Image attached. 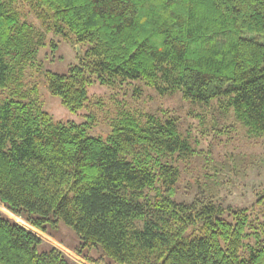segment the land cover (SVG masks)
Listing matches in <instances>:
<instances>
[{
  "label": "trees",
  "instance_id": "1",
  "mask_svg": "<svg viewBox=\"0 0 264 264\" xmlns=\"http://www.w3.org/2000/svg\"><path fill=\"white\" fill-rule=\"evenodd\" d=\"M24 2L44 33L18 0H0V204L50 237L49 227H70L73 251L91 264H264V192L253 210L201 192L177 200L178 164L193 150L176 119L122 110L105 138L89 137L92 116L54 122L26 82L50 33L85 47L65 74L44 72L73 114L95 82L140 80L162 96L222 101L249 138H262L264 0ZM5 213L0 264H74Z\"/></svg>",
  "mask_w": 264,
  "mask_h": 264
},
{
  "label": "rangeland",
  "instance_id": "2",
  "mask_svg": "<svg viewBox=\"0 0 264 264\" xmlns=\"http://www.w3.org/2000/svg\"><path fill=\"white\" fill-rule=\"evenodd\" d=\"M18 3L26 20L44 33L41 22L33 16L24 0H18ZM84 50L85 47L65 41L61 36L45 33L44 46L37 56L39 69H32L27 74L28 86L37 85L42 109L54 122L84 124L92 116L87 136L105 138L111 130L110 120L122 110L135 115L174 118L180 136L189 142L193 150L191 160L178 164L181 179L177 186V200H191L201 192L205 196H213L215 201L225 206L253 210L257 197L264 192V136L249 138L232 110L225 111L222 101L193 103L185 100L181 93L162 96L140 80L113 87L95 82L89 87L86 107L73 114L62 106L58 98L49 94L44 72L65 74L70 66L79 63L78 58ZM6 212L10 218L41 236L49 246L62 252L72 263L91 264L73 251L80 240L70 227L63 223L57 229L49 227L50 237ZM87 255L97 256L94 252Z\"/></svg>",
  "mask_w": 264,
  "mask_h": 264
},
{
  "label": "bare ground",
  "instance_id": "3",
  "mask_svg": "<svg viewBox=\"0 0 264 264\" xmlns=\"http://www.w3.org/2000/svg\"><path fill=\"white\" fill-rule=\"evenodd\" d=\"M51 245V244H50Z\"/></svg>",
  "mask_w": 264,
  "mask_h": 264
}]
</instances>
